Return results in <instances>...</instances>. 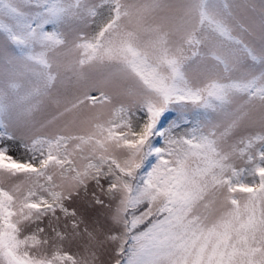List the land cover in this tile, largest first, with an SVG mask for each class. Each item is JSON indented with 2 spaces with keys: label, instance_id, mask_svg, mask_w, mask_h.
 <instances>
[{
  "label": "snow or ice",
  "instance_id": "snow-or-ice-1",
  "mask_svg": "<svg viewBox=\"0 0 264 264\" xmlns=\"http://www.w3.org/2000/svg\"><path fill=\"white\" fill-rule=\"evenodd\" d=\"M0 264H264V0H0Z\"/></svg>",
  "mask_w": 264,
  "mask_h": 264
}]
</instances>
